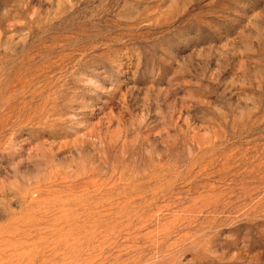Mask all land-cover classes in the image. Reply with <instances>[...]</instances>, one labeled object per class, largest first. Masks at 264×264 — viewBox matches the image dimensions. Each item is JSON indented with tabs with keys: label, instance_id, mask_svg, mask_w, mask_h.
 <instances>
[{
	"label": "rangeland",
	"instance_id": "rangeland-1",
	"mask_svg": "<svg viewBox=\"0 0 264 264\" xmlns=\"http://www.w3.org/2000/svg\"><path fill=\"white\" fill-rule=\"evenodd\" d=\"M0 264H264V0H0Z\"/></svg>",
	"mask_w": 264,
	"mask_h": 264
}]
</instances>
